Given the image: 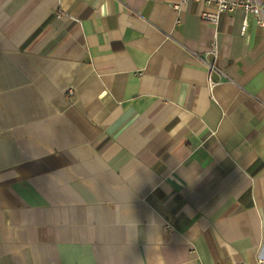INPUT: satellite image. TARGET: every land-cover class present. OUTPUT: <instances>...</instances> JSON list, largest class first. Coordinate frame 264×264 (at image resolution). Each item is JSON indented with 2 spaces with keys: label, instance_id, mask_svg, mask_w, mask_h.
<instances>
[{
  "label": "crops",
  "instance_id": "0c3cea01",
  "mask_svg": "<svg viewBox=\"0 0 264 264\" xmlns=\"http://www.w3.org/2000/svg\"><path fill=\"white\" fill-rule=\"evenodd\" d=\"M178 4L0 0V264H264V27Z\"/></svg>",
  "mask_w": 264,
  "mask_h": 264
},
{
  "label": "built area",
  "instance_id": "2783aa9c",
  "mask_svg": "<svg viewBox=\"0 0 264 264\" xmlns=\"http://www.w3.org/2000/svg\"><path fill=\"white\" fill-rule=\"evenodd\" d=\"M191 3L204 5L207 8H214V13L203 12L201 19L205 22L218 25L220 22V16L223 13H236L238 10H242L245 15L244 25L242 27V36L246 35L247 31V18L248 16H254L257 24L264 27V8L260 5L258 0H181V4L176 6L180 9L184 5ZM219 50V43H213L212 54L217 58ZM211 68V66H210ZM213 68V66H212ZM211 68V69H212ZM75 92L71 91L73 95Z\"/></svg>",
  "mask_w": 264,
  "mask_h": 264
},
{
  "label": "bare ground",
  "instance_id": "6f19581e",
  "mask_svg": "<svg viewBox=\"0 0 264 264\" xmlns=\"http://www.w3.org/2000/svg\"><path fill=\"white\" fill-rule=\"evenodd\" d=\"M180 4H181V0H180ZM180 4H178V5H180ZM178 5H176V6H178ZM188 5H189V4H188ZM176 6H175V9H176L177 11H180V10L182 9V7L187 6V5L182 6L180 9H177ZM223 14H224V13H223ZM231 14H232V13H231ZM221 16H222V14H221ZM221 16H220V18H221ZM214 86H215V83L210 79V87L212 88V87H214Z\"/></svg>",
  "mask_w": 264,
  "mask_h": 264
}]
</instances>
